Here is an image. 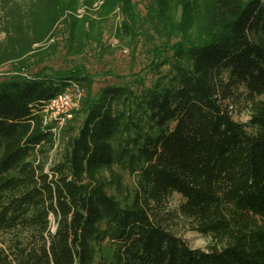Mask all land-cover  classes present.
Returning <instances> with one entry per match:
<instances>
[{
	"label": "trees",
	"instance_id": "1",
	"mask_svg": "<svg viewBox=\"0 0 264 264\" xmlns=\"http://www.w3.org/2000/svg\"><path fill=\"white\" fill-rule=\"evenodd\" d=\"M79 1L0 0V264H264V0H104L99 23L119 9L157 78L97 94L83 64L29 69L60 23L86 35L63 19ZM74 82L81 108L55 133L43 110ZM175 193L206 249L169 228Z\"/></svg>",
	"mask_w": 264,
	"mask_h": 264
},
{
	"label": "rangeland",
	"instance_id": "2",
	"mask_svg": "<svg viewBox=\"0 0 264 264\" xmlns=\"http://www.w3.org/2000/svg\"><path fill=\"white\" fill-rule=\"evenodd\" d=\"M135 1L139 2V7L143 12V3L140 0ZM103 2L104 0H80L75 8L67 10L63 19L73 16L79 20L86 18L89 22V18H91L94 27L87 22L85 26L88 30L85 36L77 31L73 38L69 39L68 32L63 29V24L60 23L54 35L46 43L37 46L35 50L37 55L30 56L29 69L37 71L43 66H48L57 70L83 64L90 72L98 73L94 82V94H97L99 89L107 84L126 82L135 84L133 80L138 76L144 79L146 84L155 80L157 78L156 71L148 67L152 54L147 49L145 40L117 34L118 26L123 18L119 9L115 11V15L109 21L99 23L97 13ZM13 67L14 64L11 62L0 65V79L10 76L13 73ZM80 93L81 99L73 108L67 121L74 116V110L81 108V101L85 96V90L81 86ZM245 97L236 98L233 116L238 121L248 123L250 107ZM248 130L254 131L250 126H248ZM60 153L61 147L58 145L51 151V158L59 159ZM126 181L132 185L135 177L127 174ZM182 200V197L175 193L168 201L170 211L167 214L168 226L174 233L184 238L192 248L206 249L209 243H214V240L211 236L193 230L188 220L178 213L177 209Z\"/></svg>",
	"mask_w": 264,
	"mask_h": 264
},
{
	"label": "built area",
	"instance_id": "3",
	"mask_svg": "<svg viewBox=\"0 0 264 264\" xmlns=\"http://www.w3.org/2000/svg\"><path fill=\"white\" fill-rule=\"evenodd\" d=\"M81 99L80 86L75 82L52 98L43 110L44 124L55 133L67 122L73 108ZM58 129V130H57Z\"/></svg>",
	"mask_w": 264,
	"mask_h": 264
}]
</instances>
